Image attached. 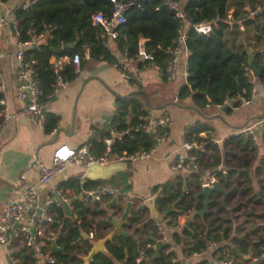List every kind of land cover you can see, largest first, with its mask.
<instances>
[{
	"label": "trees",
	"instance_id": "1",
	"mask_svg": "<svg viewBox=\"0 0 264 264\" xmlns=\"http://www.w3.org/2000/svg\"><path fill=\"white\" fill-rule=\"evenodd\" d=\"M8 2L9 0H1ZM140 6H133L126 11V21L116 27L117 36L112 41L105 38V45L101 36L105 30L99 24H93L92 14L103 12L110 15L112 4L109 0H37L28 10L15 7L18 16L22 18V32L20 39L27 37L30 29L36 33L50 36L45 43L37 47L26 49L25 58L33 57L37 60V71L43 88L50 91L53 74L49 58L53 54L51 48L60 43L67 46L64 54L72 57L81 56V67L87 62L86 49L92 52L91 58L114 64L126 51L128 56L137 53L141 38L146 39L144 47L151 51L154 63L164 71L169 49L181 28L174 9L166 4V0H138ZM185 13L192 23L208 22L212 29L207 34H198L192 28L186 31L187 69L186 84L177 94V98L191 96L198 106L205 104L222 105L225 98L238 95L248 96L251 90L250 53H254V63L259 74V82L264 83V51L249 50L251 39H257L258 31L264 29V12L250 15V10L264 8V0H170ZM230 15V17H229ZM243 28H240V23ZM252 37V38H251ZM251 38V39H249ZM110 40V44L109 41ZM113 42V45H111ZM111 45V46H110ZM256 47V43L255 46ZM137 68L141 64L136 65ZM70 64L65 66L64 74L69 80L76 76ZM1 97V94H0ZM237 106L238 102H233ZM148 115L144 102L139 93H133L123 98H116L115 114L106 124L105 132L101 136H110V131L123 132L113 144L114 150L133 153L148 150L152 139L142 130ZM56 117L47 116L45 131L50 132L56 127ZM210 128L205 124L196 123L186 128L185 141H207L204 152L193 151L197 154V169L189 170L183 177H176L153 187V193H158L155 199V209L161 214L160 220L171 227H178V218H186L195 210L203 209V198L195 200V195L202 189L203 175L200 171H209L224 162L226 172H217V181L226 190L227 196L222 205L223 194H210V204L202 217H196L187 229L173 231L171 238L175 244L183 242V254L202 253L208 243L218 245L216 252L218 259H223L227 250L240 259V264H248L242 256L260 257L257 261L264 264V238L250 237L251 230L245 231L255 220L261 218L257 208L263 204V199L257 194L252 185L250 173L252 159L256 156V143L251 135L237 134L226 138L222 150L213 143ZM205 132L204 135L200 133ZM264 139V132H263ZM94 144V143H93ZM96 145V144H95ZM260 166H264V158L260 159ZM259 169V168H258ZM212 172H215L212 171ZM109 183L114 188L129 189L128 174H118L109 180L85 181L80 184L78 179L70 178L61 183V187L79 193L84 188ZM260 190L264 194V180L259 182ZM88 202L75 199L77 218L64 216L61 207H57L58 215L53 228L59 227L55 237L56 244L63 248V252H54V264H82L81 256L87 255L92 247V241L103 238L113 229L110 221L106 220L108 212L98 210L93 206L89 209ZM172 207L167 214L164 213ZM119 205H113L111 215L120 217L122 210ZM146 206L134 201L129 216L123 224V229L129 236L115 234L107 241L106 253L96 254L90 264H136L135 259L143 252L148 257L139 264H181L180 261L171 262L174 252L168 250L170 243L163 242V246L156 251V244L162 239L155 219L149 215ZM99 216L98 221L93 217ZM242 217L243 220L233 227L234 222ZM105 229L108 232H104ZM235 230L232 242L240 255L232 251L224 241L229 239V233ZM103 230V232H100ZM80 231L92 232V237L80 239ZM256 234V232H253ZM256 239V240H254ZM49 242V240H48ZM51 242V241H50ZM149 244V247H146ZM51 246V244H50ZM154 246V247H153ZM150 260V262H149ZM22 264H26V261ZM205 264V262H201Z\"/></svg>",
	"mask_w": 264,
	"mask_h": 264
},
{
	"label": "crops",
	"instance_id": "2",
	"mask_svg": "<svg viewBox=\"0 0 264 264\" xmlns=\"http://www.w3.org/2000/svg\"><path fill=\"white\" fill-rule=\"evenodd\" d=\"M22 1L9 0L4 4L16 7ZM258 36L259 38L257 39L249 38L251 39L249 50L252 48L253 50H259V52L264 51V29L258 31ZM140 41L144 43L146 39L141 38ZM1 42L5 52L0 62L2 63L0 81L6 84L7 92L5 97L13 110L17 108L14 97V72L18 62L15 58L16 39L10 29L7 28L5 30L4 38ZM255 43L256 47H254ZM111 45H113V42H111ZM251 55H253L254 59L253 51L250 53V58ZM85 58L87 62L82 67L81 72L52 101L49 115H54L57 119L53 134L46 132L35 121L25 116H16L9 119L0 129V216L8 201L20 198L26 186L36 184L38 178L36 162L41 161L45 164H50L52 153L56 146L66 144L69 147L76 148L90 142L93 150L100 152L104 147L103 138L113 136L116 139L117 133L114 130L110 131V136H101V134L105 132L106 124L110 122L115 114L116 98H123L133 93L140 94L141 100L144 102L149 114L155 117L166 114L170 117L171 124L168 128L169 133L166 141L157 147L151 157L134 160L121 167L115 164L119 167L117 172H114L106 179H97L106 181L118 174H128L129 189L123 191L124 194L117 196L118 200L115 203L123 208L122 210H124L127 200L144 202L147 198L154 195L152 191L154 186L172 181L176 177H183L189 172L187 169L173 171L170 166L177 155H185L186 152L182 149V144L185 141L184 132L187 127L196 123L205 124L210 128L207 133H210L211 137L217 141L216 144L221 150L226 138L237 135L241 131L245 132V136H255L256 156L252 159V166L248 171L254 189L260 190L259 182L264 180V166H260L259 162L260 159L264 158V93L260 82L256 78L257 75L252 71L251 67L250 73L254 79L256 94L249 104H238L237 106L205 104L198 106L194 103L191 96L177 98L179 89L186 84V79L180 74L175 80L168 81L158 68L151 65H141L137 68L136 65L138 63H136L134 64L133 78L127 80L122 77L120 70L114 64L102 60L93 61L89 55H85ZM182 60H184V57H182ZM204 134L205 132L200 133V135ZM214 170L215 172L225 173L227 169L224 162H222L212 170L201 171L203 172V180L206 181L214 173L212 172ZM86 172L87 168L84 169L80 166L69 167L66 171L54 177L41 190L44 194L48 193L54 196L55 188L61 186V183L70 178L97 181L85 178ZM113 198L114 196L106 197L102 201L92 204L81 197L77 199L88 202L89 209L96 206L95 208L98 210H105L110 215L115 204L108 208L106 206L111 204ZM61 209L64 216L69 217V214L65 212L62 206ZM148 210L152 218L150 209L148 208ZM257 212L261 218L256 219V223L252 225L250 223L249 227H245V231L251 230L250 237L252 238H258V236L264 238V199L263 204L257 208ZM57 215L58 212L55 209V218ZM161 216L159 214V219ZM114 217L117 218L116 216ZM98 218L99 216L93 217L97 221ZM185 219L184 215L178 218L177 228L168 227L167 225L165 239L162 242L170 243L174 254L180 257L181 264H198L200 262L220 264L218 263L220 254L215 253L218 245L215 243H208L207 249L202 253L185 256L183 254V242L177 244L173 242L171 234L173 231L182 229ZM242 220L243 218L239 217L237 222H234L233 227ZM58 229V226L54 228V236L58 234ZM107 230L109 229H105L104 232H108ZM100 232H103V230ZM253 232H256V234ZM110 233L111 231L106 235ZM86 234L88 235V233ZM229 235V239L224 241V243L231 246L232 249V246H235L231 243L235 236V230L232 229ZM54 236L52 238H55ZM88 238L91 237L88 235ZM98 241L99 239L92 241L93 246ZM78 244L80 246L83 245L81 240H78ZM57 246L60 248L59 245ZM105 251L107 252L106 247ZM51 252L53 254L60 251ZM242 258L247 260L244 256ZM255 258H249L250 264H261L260 261H254ZM21 259L23 262L26 261L25 257ZM239 260L236 258V261L240 262L241 260ZM114 262L115 264H124L123 262ZM0 264H8V253L2 245H0Z\"/></svg>",
	"mask_w": 264,
	"mask_h": 264
},
{
	"label": "built area",
	"instance_id": "3",
	"mask_svg": "<svg viewBox=\"0 0 264 264\" xmlns=\"http://www.w3.org/2000/svg\"><path fill=\"white\" fill-rule=\"evenodd\" d=\"M37 0H23L20 5L22 10H28ZM112 4V10L109 16L103 12L92 14L91 21L93 24H99L105 30L101 39L105 45V38L111 40L116 38V27L126 21V11L133 6H140L138 0H109ZM0 0V62L4 56V49L1 46V41L4 38V32L8 28L12 31L16 39L15 58L17 66L14 72L15 81V101L17 108L11 109L9 101L6 99L7 92L6 84L0 81V129L11 118L16 116H25L33 121L42 129L45 127L48 114L51 112L52 101L60 91L66 88L72 80H69L65 74V66L70 64L73 68V74L77 76L81 70V56L74 54L68 57L63 53H53L49 58L53 80L50 86V91L46 92L42 86L40 77L37 71V60L33 57L25 58L24 52L26 49L37 47L45 43L50 36L45 33H36L35 29H30L27 32V37L24 40L20 39L22 32V18L18 16L15 7L8 6ZM168 6L175 10L176 17L179 19L181 28L169 49L168 60L162 75L168 81H173L180 74L185 79L188 76L187 69V49H186V31L192 28L198 34H207L211 31L212 25L208 22L192 23L186 18L185 13L175 3L170 0L165 2ZM264 12V8H255L250 10V15H256ZM230 17V15H229ZM240 23V28L242 24ZM109 42V41H108ZM58 47H64L62 43ZM90 50L86 49L85 55H89ZM184 57V60H182ZM139 63L142 66L151 65L159 68L154 63V56L151 51H147L144 43L139 41L137 53L133 56L124 54L114 63V66L120 70L124 79L131 80L134 76V64ZM251 90L248 96L238 95L234 98H225L222 106H231L233 102H238L239 105L249 104L256 94L254 79L251 78ZM263 93L264 83L260 82ZM171 124V119L168 115L155 117L148 113L141 130L152 139V145L148 150L136 151L128 153L126 151L118 152L114 150L113 144L115 138L113 136L105 137L102 140L104 145L100 152H96L92 148L90 142L72 148L66 144L58 145L52 153L50 164H45L41 161L36 162L38 178L36 184L26 186L22 196L18 199H13L5 204L4 210L0 216V245H2L8 253V264H22L21 258L23 255L26 258L27 264H54L56 259L50 249V239L55 235L53 225L55 223V209L61 207L63 203L68 205L69 216L77 218L74 201L78 197L88 201L89 203H98L106 197L119 196L124 194L119 189L108 185H97L90 188H84L81 192L76 193L69 191L61 186L55 188V193L60 197L58 202L53 195L44 194L42 187L47 186L57 175L66 171L69 167L80 166L84 169L92 164L106 166L111 163L132 162L134 160L146 159L153 155L157 147L166 141L168 136V128ZM54 130V129H53ZM49 133L53 134L55 130ZM117 138H120L123 132H116ZM241 131L239 134H244ZM255 140V136L251 135ZM213 143L217 141L211 140ZM207 141H184L182 149L186 152L185 155H177L172 162L170 168L173 171L180 169L195 170L197 169V154L196 152H204ZM217 181L216 172L202 183L203 185H211L213 181ZM80 184L85 182V179L79 180ZM134 203V201L132 202ZM139 204L146 206L145 201H139ZM147 207V206H146ZM148 208V207H147ZM155 225L162 236L160 241L165 239L167 225L162 220H155ZM169 227V226H168ZM88 235L92 237V232ZM49 240V242H48ZM210 244H213L210 242ZM146 244V247H149ZM154 247V246H153ZM21 250V254L17 251ZM168 250H172L171 246ZM192 253L191 255H196ZM190 255V256H191ZM145 253H141L135 263L139 264L142 260L147 259ZM264 258V253L261 255ZM260 257H256L257 261ZM180 261V257L175 254L171 262ZM220 264H240L236 261L233 253L226 251L225 257L218 260ZM198 264H202L201 262ZM209 264V263H205ZM250 264V263H248Z\"/></svg>",
	"mask_w": 264,
	"mask_h": 264
},
{
	"label": "water",
	"instance_id": "4",
	"mask_svg": "<svg viewBox=\"0 0 264 264\" xmlns=\"http://www.w3.org/2000/svg\"><path fill=\"white\" fill-rule=\"evenodd\" d=\"M67 49V46H64V47H54V48H51V51L52 53H55V54H61L63 53L65 50ZM92 55V52L90 51L89 52V56ZM249 65L252 69V71L258 75L259 74V71L257 70V68L255 67V63H254V59H253V55H251V58H250V62H249ZM120 165L123 166L126 164V162H119V163H112L111 165H106V166H102V165H97V164H92L90 165L89 167H87V172L85 173L84 177L87 178V179H90V180H97V179H106L108 177L111 176V174H113L114 172H117L119 170V167L116 166V165ZM201 174H203V172L200 171ZM124 190L121 188L120 189V192H123ZM213 192H219L221 194H223V198H222V205L224 206V203H225V199H226V196H227V192L226 190H224L223 188L220 187L219 185V182L218 181H213L211 183V185H203L202 186V189L199 193H197L195 195V200L197 201L200 197L203 198V209L202 210H195L193 211L184 221V224L182 226V229H187L189 224L196 218V217H202L208 210V206L210 204V199H209V196L211 193ZM257 194L264 199V194L258 190L257 191ZM55 196V199L60 202V197L55 193L54 194ZM158 196V193H155L154 195H152L151 197L147 198L145 200V204L146 206L150 209V212H151V216L153 219L155 220H158L159 219V214L158 212L156 211L155 209V199L156 197ZM80 198V197H79ZM117 196H114V198L112 199L111 201V204H108L106 207L108 208L109 206H111L112 204H115L117 203ZM133 203L131 200H127L126 203H125V207H124V210L121 214L120 217H117L115 218L114 216H112L111 214L107 216L106 220L110 221L113 225V229L111 230V233L104 236L103 238L99 239V241L97 242L96 245H92V247L90 248L89 252L87 253V255L85 256H81L83 262L82 264H90V262L92 261L93 257L98 254V253H106L105 251V245L107 243V241H109L113 235L115 234H121V235H124V236H129L131 235L130 233H128L127 231H125L123 229V224L125 223L126 219L128 218L129 216V212H130V209L132 207ZM62 207L63 209L65 210V212L67 214H69V211H68V205L66 203H63L62 204ZM172 210V208H169V210H167L165 212L164 215H167L170 211ZM80 235L81 237L83 238H88V235L83 232V231H80ZM81 238H79L80 240ZM51 241V251H60L62 252L63 251V248H59L57 245H56V240L55 238H51L50 239ZM163 246V242L162 241H158L157 244H156V251L158 252L159 249ZM232 250H234V252H236L237 254H241L239 252V250L235 247V246H232ZM17 254H21V250L17 251ZM23 258L24 256L21 255ZM244 257L249 260L250 258V255H244ZM150 262V260H149ZM255 264V263H253Z\"/></svg>",
	"mask_w": 264,
	"mask_h": 264
},
{
	"label": "rangeland",
	"instance_id": "5",
	"mask_svg": "<svg viewBox=\"0 0 264 264\" xmlns=\"http://www.w3.org/2000/svg\"><path fill=\"white\" fill-rule=\"evenodd\" d=\"M2 43V42H1ZM93 61H96V62H98V61H101V60H95V59H92ZM2 67V63H0V68ZM104 184H108V185H110L109 183H104ZM111 186V185H110Z\"/></svg>",
	"mask_w": 264,
	"mask_h": 264
}]
</instances>
